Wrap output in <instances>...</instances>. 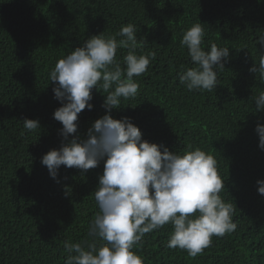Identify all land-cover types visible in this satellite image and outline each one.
<instances>
[{"label":"trees","instance_id":"16d2710c","mask_svg":"<svg viewBox=\"0 0 264 264\" xmlns=\"http://www.w3.org/2000/svg\"><path fill=\"white\" fill-rule=\"evenodd\" d=\"M199 22L206 51L212 43L230 49L212 92L188 91L178 77L192 67L180 40ZM127 23L147 39L137 53L156 58L135 78L136 98L122 100L111 115L130 117L150 143L214 155L225 181L220 195L234 205L238 225L214 236L196 258L166 246L171 225L146 234L135 250L144 264H264V196L256 183L264 179V150L255 131L264 111L252 99L264 91V79L249 72L264 55L256 43L264 35V0H0V264H65L66 241L93 239L88 227L99 212L94 191L103 161L83 173L61 165L56 179L41 163L63 139L49 72L86 39L114 35ZM126 54L117 53L122 67ZM92 95V110L78 117L81 138L105 115L106 93L98 88ZM25 118L38 119L41 128L28 132Z\"/></svg>","mask_w":264,"mask_h":264},{"label":"clouds","instance_id":"9594fccd","mask_svg":"<svg viewBox=\"0 0 264 264\" xmlns=\"http://www.w3.org/2000/svg\"><path fill=\"white\" fill-rule=\"evenodd\" d=\"M137 26L122 25L114 35H93L70 53L57 60L49 72L55 86L54 98L60 102L53 118L60 122L62 136L58 149L41 158L53 179L61 165L81 172L98 167L103 161V174L94 191L99 212L88 227L90 241H66L65 264H144L137 247L146 234L171 225L169 249H181L196 258L212 244V238L236 231L235 207L225 202L220 193L225 181L214 155L199 147H188L182 154L164 145L142 139V132L130 117L115 119L113 110L121 101L135 99L139 92L137 77L148 70L155 52L138 54L148 45L137 37ZM119 37V39H118ZM203 23H194L184 31L180 45L186 48L192 67L178 73L179 82L188 91L212 92L218 86V73L230 56L228 47L212 43L204 48ZM257 45L264 48V35ZM126 49L123 65L117 59ZM249 72L264 79V55ZM102 89L105 115L96 119L86 138L77 135L78 117L92 110V90ZM257 111H264V91L252 97ZM28 132L41 128L38 119L23 120ZM258 147L264 150V124L255 128ZM257 191L264 196V179L256 181ZM96 238L102 243L97 247Z\"/></svg>","mask_w":264,"mask_h":264}]
</instances>
